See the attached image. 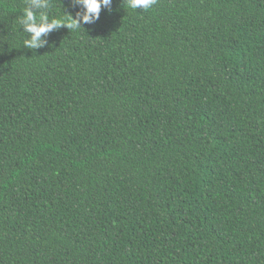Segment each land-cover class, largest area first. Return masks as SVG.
Returning a JSON list of instances; mask_svg holds the SVG:
<instances>
[{
    "label": "trees",
    "instance_id": "16d2710c",
    "mask_svg": "<svg viewBox=\"0 0 264 264\" xmlns=\"http://www.w3.org/2000/svg\"><path fill=\"white\" fill-rule=\"evenodd\" d=\"M25 3L0 0V264H264V0H112L36 50Z\"/></svg>",
    "mask_w": 264,
    "mask_h": 264
},
{
    "label": "clouds",
    "instance_id": "9594fccd",
    "mask_svg": "<svg viewBox=\"0 0 264 264\" xmlns=\"http://www.w3.org/2000/svg\"><path fill=\"white\" fill-rule=\"evenodd\" d=\"M72 7L79 9L75 16L62 13L51 16V0H26L17 22L23 32L22 46L36 50L46 46L42 37L64 27L68 30H83L82 25L94 24L100 16L101 9L111 11L112 0H69ZM156 0H123V6L132 10H148Z\"/></svg>",
    "mask_w": 264,
    "mask_h": 264
}]
</instances>
